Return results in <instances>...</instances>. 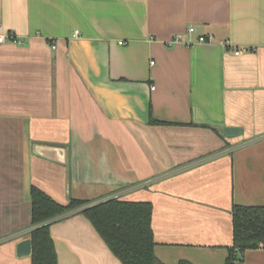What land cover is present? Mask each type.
<instances>
[{
    "label": "crops",
    "instance_id": "obj_1",
    "mask_svg": "<svg viewBox=\"0 0 264 264\" xmlns=\"http://www.w3.org/2000/svg\"><path fill=\"white\" fill-rule=\"evenodd\" d=\"M0 26V264H31L32 185L88 202L50 221L58 264H122L81 212L110 198L150 203L164 264H229L233 206L264 207V0H0Z\"/></svg>",
    "mask_w": 264,
    "mask_h": 264
},
{
    "label": "trees",
    "instance_id": "obj_2",
    "mask_svg": "<svg viewBox=\"0 0 264 264\" xmlns=\"http://www.w3.org/2000/svg\"><path fill=\"white\" fill-rule=\"evenodd\" d=\"M32 242L31 264H58L50 234V221L85 206L86 200L71 199L61 204L39 187L30 189ZM101 238L122 264H164L154 254L151 229L152 208L144 201L110 198L81 209ZM233 245L226 263L239 260L247 249L264 248V207L234 205ZM179 264H192L181 260Z\"/></svg>",
    "mask_w": 264,
    "mask_h": 264
},
{
    "label": "water",
    "instance_id": "obj_3",
    "mask_svg": "<svg viewBox=\"0 0 264 264\" xmlns=\"http://www.w3.org/2000/svg\"><path fill=\"white\" fill-rule=\"evenodd\" d=\"M220 132L226 137H235L241 134L242 129L240 127H221ZM34 152L37 155L44 156L46 158L53 159V155L59 156L58 149L52 147H40L36 146ZM58 160V159H57ZM32 252V242L31 237L27 236L20 240L16 245V254L17 256H27L31 255Z\"/></svg>",
    "mask_w": 264,
    "mask_h": 264
},
{
    "label": "built area",
    "instance_id": "obj_4",
    "mask_svg": "<svg viewBox=\"0 0 264 264\" xmlns=\"http://www.w3.org/2000/svg\"><path fill=\"white\" fill-rule=\"evenodd\" d=\"M188 33H192L194 32V27H189L188 28ZM213 40V36L212 35H199L196 38L197 42H211ZM7 41H11V42H18V38L12 34V33H6L2 30L1 26H0V44L1 43H5ZM186 41V35L185 33H178L176 35H174L169 41H167V45H171L173 43H177V42H185ZM55 46H53L54 48Z\"/></svg>",
    "mask_w": 264,
    "mask_h": 264
}]
</instances>
